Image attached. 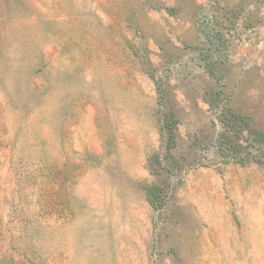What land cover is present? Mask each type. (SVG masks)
<instances>
[{"label":"rangeland","instance_id":"obj_1","mask_svg":"<svg viewBox=\"0 0 264 264\" xmlns=\"http://www.w3.org/2000/svg\"><path fill=\"white\" fill-rule=\"evenodd\" d=\"M0 53V264H264V0H0Z\"/></svg>","mask_w":264,"mask_h":264},{"label":"trees","instance_id":"obj_2","mask_svg":"<svg viewBox=\"0 0 264 264\" xmlns=\"http://www.w3.org/2000/svg\"><path fill=\"white\" fill-rule=\"evenodd\" d=\"M2 57H1V53H0V62L2 61ZM157 193L155 192V191H150L149 192V199H150V201L153 203V205H154V198L156 197L155 195H156ZM155 196V197H154ZM155 205H156V201H155Z\"/></svg>","mask_w":264,"mask_h":264}]
</instances>
